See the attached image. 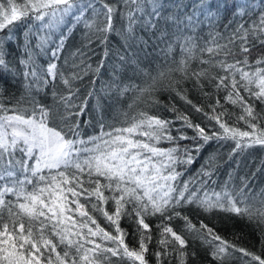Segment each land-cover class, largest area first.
<instances>
[{
    "label": "trees",
    "instance_id": "obj_1",
    "mask_svg": "<svg viewBox=\"0 0 264 264\" xmlns=\"http://www.w3.org/2000/svg\"><path fill=\"white\" fill-rule=\"evenodd\" d=\"M1 188L0 264H264V0H0Z\"/></svg>",
    "mask_w": 264,
    "mask_h": 264
},
{
    "label": "rangeland",
    "instance_id": "obj_2",
    "mask_svg": "<svg viewBox=\"0 0 264 264\" xmlns=\"http://www.w3.org/2000/svg\"><path fill=\"white\" fill-rule=\"evenodd\" d=\"M59 47H60V45H58L55 49H52L50 52H51V58H52V60H54L55 59V57L58 55V50H59ZM54 66V64H49L48 65V67H46V72L48 73V76L50 77V76H52V67ZM44 125L42 124V122L39 124V130H38V135H39V138H40V140H39V143H40V146H42V150H41V152H40V154H39V159L38 160H36V162L33 164V172L34 173H37L39 170H40V168H41V162H42V160H43V151L45 150V147H46V145H45V141H44V139H45V135H44ZM32 172V173H33ZM7 192H9V189H5V188H1L0 189V202H1V200H2V198H3V196H4V194L5 193H7ZM41 246L42 247H49V244H48V241H42L41 243ZM59 259V258H58ZM65 262L62 260V259H59V263L58 264H64Z\"/></svg>",
    "mask_w": 264,
    "mask_h": 264
}]
</instances>
